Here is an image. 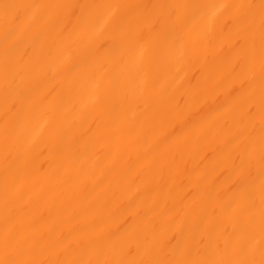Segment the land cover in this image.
Returning a JSON list of instances; mask_svg holds the SVG:
<instances>
[{
	"label": "bare ground",
	"instance_id": "1",
	"mask_svg": "<svg viewBox=\"0 0 264 264\" xmlns=\"http://www.w3.org/2000/svg\"><path fill=\"white\" fill-rule=\"evenodd\" d=\"M0 264H264V0H0Z\"/></svg>",
	"mask_w": 264,
	"mask_h": 264
}]
</instances>
